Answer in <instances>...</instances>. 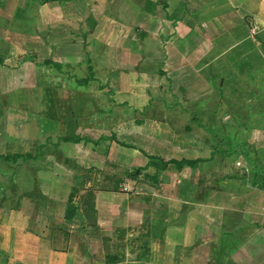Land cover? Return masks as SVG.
Wrapping results in <instances>:
<instances>
[{
    "label": "crops",
    "instance_id": "crops-1",
    "mask_svg": "<svg viewBox=\"0 0 264 264\" xmlns=\"http://www.w3.org/2000/svg\"><path fill=\"white\" fill-rule=\"evenodd\" d=\"M44 1L0 0V74L15 76H0V113L14 90L67 86L51 99L68 105L65 138L81 140L0 128V190L10 186L0 192V264H105L101 246L126 264L134 231L146 235L148 264H264V113L250 96L261 83L244 76V103L216 88L235 54L264 68V0H145L151 11L140 0Z\"/></svg>",
    "mask_w": 264,
    "mask_h": 264
},
{
    "label": "rangeland",
    "instance_id": "rangeland-1",
    "mask_svg": "<svg viewBox=\"0 0 264 264\" xmlns=\"http://www.w3.org/2000/svg\"><path fill=\"white\" fill-rule=\"evenodd\" d=\"M120 1H122V0H118V2H120ZM123 1H125V0H123ZM141 1H144L147 4L148 10L151 11L153 3L149 2V1H145V0H140L139 2H141ZM209 8L210 7H206L207 10ZM130 9H132V8H130ZM128 13L129 14H128V16L125 17V20H130L129 23H131L132 20H133L132 19L133 13L131 14V11H128ZM208 14H210V13H208ZM14 43L18 44L16 42H14ZM242 50H244V48H242ZM89 58H92V57H89ZM92 60L94 61V59H92ZM106 60L111 61L113 59L110 56H106ZM260 61L261 60H259L257 63H254L255 64V66H254L255 69H254V71H251V70H248L249 57L247 55L241 56V55L235 54V59L232 60L233 63L231 64V68L233 70V73H229V72L228 73H224L220 77V80H219L218 84H216L217 85L216 88L218 89L217 90L218 91L217 94H219L226 101L227 100V96L229 95L230 92H232V89H234L237 92V96H240V98H241L238 101H240V103H244L245 87H243V85H244V83H245V85L247 84L246 80L249 81L250 83L251 82H256L257 84L261 83V85L256 90H254V92H252L250 96H251V101L253 102L254 108L256 110H259V112L264 113V71H263L264 68H259V66L262 64V63H260ZM90 62H92V61H90ZM90 66H92V69H93L94 64L91 63ZM87 67H88V65L85 64V61H84L83 62V67L81 68V70L87 76H89V75H91L90 74L91 73V69H90L91 67L90 68H87ZM54 69L58 70L59 68H58V66H54ZM235 69L238 70V72H237L238 75H235V72H234ZM28 75H30V77H31V75L33 76L31 78L34 79L33 81H34V84H35V82H36V80H35L36 79L35 78L36 77V72L30 73ZM248 75H252V76H251L250 79H246L245 80L244 76H248ZM0 76L3 79H5V80H10V79L14 80L15 79L14 73H10V75H7V76H5V75H3L1 73ZM47 82L48 81H45V83H47ZM214 83H215V81H214V79H212V84H214ZM222 83L224 85H221ZM234 84L237 87L232 88V86ZM216 88L214 87V89H216ZM52 89L45 90L43 92L42 88L41 89L40 88H34V89H28L27 88L25 90L22 89L21 90V94L19 93V91H15L14 90V101H13L12 105H9V106H12V109L8 110V114H6V112H1L0 113V128L1 127H5L7 129L19 130V129H21V127H22V129H25L26 127L28 129H31V127H32L34 129L37 128L40 131H41V128H42V130L46 133L45 134L46 136L49 135V133L51 134L52 133L51 131L53 130V128H55L56 131L60 130L61 132H63V134L60 133L58 137L57 136H53V134H51V139L52 140H56L57 139L58 142H61V141L64 142L62 138L71 137L72 136V132H73V126L71 125L72 128L71 129L69 128L70 127V123H69L70 120L66 119V118L62 120V118H64L65 116L68 115V112H69L68 105H66V104L63 105L61 102H58V104H56L54 102V100L51 99L52 92H55L57 90V93L55 94V96L59 97L61 95L63 96L65 94L69 93V89H68L67 86L64 87V88H61V91H60L59 88H55V87H54V91ZM223 89H227L228 91L227 92H225V91L222 92ZM106 90L107 89H103V92H102L103 94L102 95L106 94ZM106 95L108 96L109 94H106ZM41 97H43L45 100H47L46 104H42V105L35 104L34 101H36V99L41 98ZM15 99L17 100V102L20 99H24L23 100V104L16 103ZM60 105H62V106H60ZM22 106L24 108L23 112H26V113H22V115L15 114L17 110L21 111ZM195 106L196 105L191 106V108L194 111V113H197V110L198 111L202 110V105H200L199 108H196ZM237 108L239 109V106H237ZM11 110H13V111H11ZM43 112L46 115L50 114L52 119H49L50 121L40 119V116L43 115ZM263 116H264V114H263ZM77 117H78L77 115L74 116V118H77ZM54 122L57 123V124H55ZM74 122H76V121H74ZM195 122L198 125L200 121H195ZM238 122H244V121H241L239 119ZM98 124H100L102 126H108V127H110V125H111L110 123H104V122L96 123L95 125H98ZM42 137L43 138L45 137L44 134L42 135ZM43 138H41V140ZM208 139L212 140L213 138H208ZM0 140H3V135L0 136ZM123 140L125 142H134L131 138L130 139L126 138V139H123ZM14 147L15 146H13V148ZM224 147L226 149H228L229 144L226 143ZM96 155H98V154H96ZM8 190H10V186L4 184L1 187L0 192H2L4 194ZM72 206H73L74 209L76 208L74 205H72ZM128 235H127V238L129 239L128 242L125 241V243L124 242L123 243L126 244V242H127V244L129 245V248H131L130 249V252H131L130 254L131 255L135 254V255L133 257H131V258L124 259V260L128 261V262H126V264H148L147 262H144L145 260L147 261V259H148V257H147L148 245H147L146 241H144L146 238L145 239L141 238V235L146 236L145 233H139V232L134 231V232H129ZM102 239L104 240L106 238H102ZM112 240H115L116 241L115 243L117 245L118 240H117V238L115 236L113 237ZM121 241H124V238H121ZM100 242L101 241H99V243ZM100 248L103 251L102 254H101L100 260L104 261L105 264H111L110 261L113 258H117L116 255H115V251H114L115 249L110 251V252H108V253H106L105 250L102 249L103 248L102 246ZM100 248L99 247L95 248V250H94L95 252H94L92 257L96 258L95 256L97 255V253L100 252ZM121 248H124V247H121ZM96 250H97V252H96ZM122 252L123 251H121L119 253L116 252V254L117 255H119V254L123 255ZM118 264H121V263H118ZM122 264H125V263H122Z\"/></svg>",
    "mask_w": 264,
    "mask_h": 264
},
{
    "label": "trees",
    "instance_id": "trees-1",
    "mask_svg": "<svg viewBox=\"0 0 264 264\" xmlns=\"http://www.w3.org/2000/svg\"><path fill=\"white\" fill-rule=\"evenodd\" d=\"M44 1V0H43ZM45 2V1H44ZM50 63L49 62H44L43 63V65H45V66H48ZM109 140H111V141H115L116 143H118L119 145H121V146H123V147H128V148H130L128 145H126V144H124V143H119L117 140H116V138L115 137H113V136H111V137H109L108 138ZM80 140H81V138L80 137H77V136H74V137H72V138H64L63 139V141L64 142H72V143H78V142H80ZM18 158V156L17 155H12V156H5V157H3V159L4 160H7V161H15L16 159ZM173 164H175L176 165V167L180 170V169H182L184 166H193L195 163L194 162H187V161H181V162H175V161H173L172 162ZM166 163L164 164V163H160V165H159V169H165V167H166ZM140 170H136V171H134L133 173H131V174H128V176H130V177H132V178H136L139 174H140ZM76 209L77 208H73V206H72V198H70V200H69V204H68V207H67V209H66V219H67V221H70V220H72V218L75 216V213H76Z\"/></svg>",
    "mask_w": 264,
    "mask_h": 264
},
{
    "label": "built area",
    "instance_id": "built-area-1",
    "mask_svg": "<svg viewBox=\"0 0 264 264\" xmlns=\"http://www.w3.org/2000/svg\"><path fill=\"white\" fill-rule=\"evenodd\" d=\"M238 165H239V164H237V166H238ZM121 189H122L123 192H128V191L132 190V189H130L128 183H126V182H125V184L122 185ZM72 228H74V226H71V229H72Z\"/></svg>",
    "mask_w": 264,
    "mask_h": 264
}]
</instances>
